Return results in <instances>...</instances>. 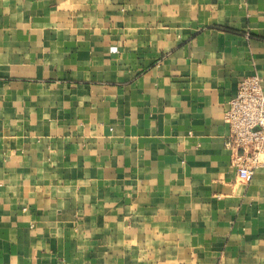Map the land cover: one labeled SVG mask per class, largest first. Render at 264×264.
<instances>
[{"label":"crops","instance_id":"1","mask_svg":"<svg viewBox=\"0 0 264 264\" xmlns=\"http://www.w3.org/2000/svg\"><path fill=\"white\" fill-rule=\"evenodd\" d=\"M253 74L264 0H0V264H264Z\"/></svg>","mask_w":264,"mask_h":264},{"label":"built area","instance_id":"2","mask_svg":"<svg viewBox=\"0 0 264 264\" xmlns=\"http://www.w3.org/2000/svg\"><path fill=\"white\" fill-rule=\"evenodd\" d=\"M227 145L235 151L242 180L250 182L264 160V81L259 74L245 77L225 115Z\"/></svg>","mask_w":264,"mask_h":264}]
</instances>
